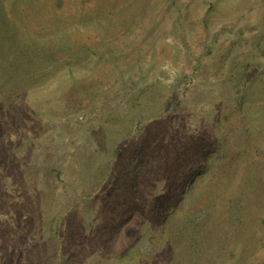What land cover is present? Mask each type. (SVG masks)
Returning a JSON list of instances; mask_svg holds the SVG:
<instances>
[{"label": "rangeland", "instance_id": "1", "mask_svg": "<svg viewBox=\"0 0 264 264\" xmlns=\"http://www.w3.org/2000/svg\"><path fill=\"white\" fill-rule=\"evenodd\" d=\"M2 149L0 264H264V0H0Z\"/></svg>", "mask_w": 264, "mask_h": 264}, {"label": "trees", "instance_id": "2", "mask_svg": "<svg viewBox=\"0 0 264 264\" xmlns=\"http://www.w3.org/2000/svg\"><path fill=\"white\" fill-rule=\"evenodd\" d=\"M12 26V25H11ZM10 35V36H9ZM8 35V38H11V34ZM30 43V41H27ZM27 47H29L31 50L30 52H33V49H37V48H40V52L44 55V56H49V55H52L53 54V48H52V45H48L47 47L45 46L43 48L42 44L41 46L40 45H34V44H29ZM27 47H24V51H27ZM54 64V63H53ZM53 64H51L50 66H52ZM49 66V67H50ZM48 67V68H49ZM64 67V66H63ZM63 67H59L57 68L55 71H53V73H45L46 75L41 77L38 81H36L35 79H33V75L35 74V72H28V73H25L24 75L22 76H18L16 79H13L12 82H10V85H11V89H13L12 91H15V93L13 94L14 96L16 95H19V90H23L25 89L27 93H30V92H33L34 91V86L35 84L39 83L40 82H43L44 80H46L47 77H50L56 73H61L62 71V68ZM50 69V68H49ZM21 97H17L16 99H19ZM11 101L14 102V103H11L10 105H7V115H8V118L11 120L13 114H14V109H15V100L12 99L11 97ZM6 150H8V148H6ZM0 152H6L5 149H2L0 150ZM234 192H238V190H234ZM242 221H239L238 224H240ZM235 224V223H234ZM226 238L228 239V237L226 236ZM170 247V246H169ZM257 257H264L263 255H260V256H257ZM256 257V258H257Z\"/></svg>", "mask_w": 264, "mask_h": 264}]
</instances>
